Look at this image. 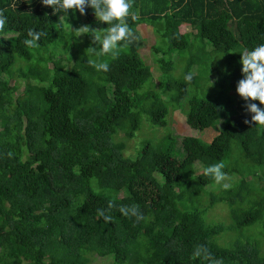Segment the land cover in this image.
<instances>
[{
    "label": "trees",
    "instance_id": "16d2710c",
    "mask_svg": "<svg viewBox=\"0 0 264 264\" xmlns=\"http://www.w3.org/2000/svg\"><path fill=\"white\" fill-rule=\"evenodd\" d=\"M0 10L7 17L0 31V264H210L192 258L200 245L222 264H264V128L245 123L253 114L232 94L243 78L241 52L264 44V0H134L139 19L129 17V26L138 36L136 25L148 23L162 57L158 88L153 76L141 77L146 61L137 40L121 42L113 58L89 55L88 47H99L89 34L70 44L57 34L85 24L103 32L107 24L91 7L86 15L54 13L41 0H0ZM184 24L198 33L183 32ZM29 29L46 33L36 48L22 43ZM207 46L227 70L214 88ZM173 50L196 56L181 74ZM60 53L72 57L70 67ZM90 59L110 70L97 71ZM31 66L36 77L28 75ZM119 80L124 86L116 88ZM176 109L190 127L218 133L209 142L171 133L164 147L146 143L134 156L115 141L120 133L134 137L140 110L150 122L167 123ZM221 161L239 163L237 171L223 169L235 180L208 193L213 182L200 171ZM224 199L232 229L258 227L259 236L221 242L226 226L205 213ZM133 205L142 219L121 213Z\"/></svg>",
    "mask_w": 264,
    "mask_h": 264
},
{
    "label": "clouds",
    "instance_id": "9594fccd",
    "mask_svg": "<svg viewBox=\"0 0 264 264\" xmlns=\"http://www.w3.org/2000/svg\"><path fill=\"white\" fill-rule=\"evenodd\" d=\"M46 6H52L54 13H75L78 11L81 15H86V8L91 7L97 21L107 24L104 31H98L88 24L76 28L77 37L83 34H89L92 37L93 44L99 47H89L86 49L89 55L107 56L113 58L118 57L120 44H132L138 40L134 30L129 26L128 19L137 21L139 19L138 11H133L134 0H41ZM7 17L4 10H0V31L3 30ZM46 35L43 31L29 29L27 37L22 43L28 48L38 47V41L42 36ZM241 57L243 78L238 81L236 91L247 102L245 110L252 113L251 120H245V123L255 122L256 126L264 128V108H261L257 103L251 101H259L264 104V44L256 46L253 50H244ZM88 63L97 71L107 72L110 70V65L107 62H98L90 59ZM192 74L185 75L186 82L192 80ZM225 164L219 163L207 166L203 169L205 176H210L214 179L217 185H220L224 190L231 187L228 180V175L223 171ZM194 179V175L192 176ZM114 207L113 202H109V209ZM131 210V211H130ZM120 211L125 216L135 215L137 219H142L143 216L139 212L136 205L121 206ZM97 214L102 217L105 222H111L112 217L105 214L103 209H97ZM203 256L205 260H209L210 264H222V261L211 257V253L203 246H197L193 252V259Z\"/></svg>",
    "mask_w": 264,
    "mask_h": 264
},
{
    "label": "rangeland",
    "instance_id": "374dc122",
    "mask_svg": "<svg viewBox=\"0 0 264 264\" xmlns=\"http://www.w3.org/2000/svg\"><path fill=\"white\" fill-rule=\"evenodd\" d=\"M180 28L183 32L191 30L192 32L195 33V35L198 33L197 28L192 29L189 24L181 25ZM75 29L76 28H71V31H66L64 29H61V30H56V32L57 34H64L65 43L70 44L72 43L73 39L77 37ZM96 30L100 31L99 29H96ZM136 30H137V34L139 37L137 41L139 42V47L141 51L140 53L143 59L146 61V67L143 69L141 73V77L146 79L150 76H153L155 88H158L159 71L156 69V64H158V62L161 60L162 57H161V54H159L160 52L159 53L153 52V45L156 43L155 33L153 32L152 27L148 23L137 24ZM81 36L82 37L80 39V43H84L86 40L85 35L83 34ZM160 40L165 44L164 39H160ZM190 40L191 42L195 41L192 35H190ZM88 41H89V38H88ZM207 51L209 53H206L205 58L208 60V65H210L209 67H211L210 69L213 70L211 74L210 87L214 88L213 86L220 85V81L227 75V70H226V67L222 65V63L217 61L218 55L210 52L209 46H207ZM68 54L69 53H60L58 56H61L63 58V61L66 62V65L70 67L73 64V59L71 57V59L68 60L67 58ZM170 55L173 57V60H174V70L177 73L180 72L179 74H181V72L183 71L190 57L195 56L193 55L191 50H188L185 52L173 50L172 52H170ZM49 65L51 66L52 63L50 62ZM36 74L37 73H36L35 68L31 66V68L28 71V75L30 77H36L37 76ZM215 78L216 80H214ZM24 86L25 84H23V82L21 81L19 85V90H22ZM123 86H124V83L120 80L117 81V83L115 84L116 88H120ZM232 94L237 104H240V106L243 102H245V100H242V97L237 92L232 91ZM174 97L177 98V94H175ZM14 108H15L14 102L5 104V109L9 112L13 111ZM137 118H138V125L134 132V137L129 138V137L124 136L122 133L114 136L115 141L124 142L125 144L124 154L125 155H131V154L133 156L136 155L138 151L146 143H150L155 146L164 147L163 146L164 144L160 145L161 139L166 135H170L171 133L181 135V136L187 135V136L200 137L204 139L206 142H209L218 133L217 128L214 126H210L208 128H205L204 130H199V129L190 127L186 121V116L184 112L180 109L170 111L167 117V123H162L160 121L150 122L146 120L142 110L138 112ZM234 149H235L234 150L235 152L238 151V148L236 146H234ZM238 168H239V163L234 162L231 165H227V167H225V170L229 171L230 169H234L235 171H237ZM200 172L207 181L213 182L211 185H207L206 187L207 192L209 193V192L214 191L215 193H217V191L220 190L221 186L217 185V187H215L213 185L215 184L214 179L210 176H205L203 174V171H200ZM255 179H257V177ZM232 180H235V178L228 176V180L226 182L231 183ZM204 196L206 199L210 197L207 193ZM255 196H257V194H255ZM246 202H249V200H246ZM246 202L243 205H246ZM208 206L209 207L205 213L206 219L210 222H220L226 226L225 231L223 232L222 236L219 238L223 244H228L230 241L235 240L237 238H244V237L254 238V237L259 236L258 227H249L247 228L248 230L247 229H245V231L242 230L240 233L232 229V227L230 226V222L232 221V219L230 218V214H229V206H231L229 201L225 199L218 200L217 202L213 204H209ZM130 262L131 261H127V263H130ZM103 263L104 261H102L101 264Z\"/></svg>",
    "mask_w": 264,
    "mask_h": 264
}]
</instances>
